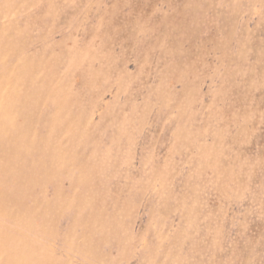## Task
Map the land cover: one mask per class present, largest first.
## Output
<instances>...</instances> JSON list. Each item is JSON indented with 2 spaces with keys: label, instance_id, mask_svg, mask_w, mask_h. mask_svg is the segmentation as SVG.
Masks as SVG:
<instances>
[{
  "label": "rangeland",
  "instance_id": "obj_1",
  "mask_svg": "<svg viewBox=\"0 0 264 264\" xmlns=\"http://www.w3.org/2000/svg\"><path fill=\"white\" fill-rule=\"evenodd\" d=\"M0 264H264V0H0Z\"/></svg>",
  "mask_w": 264,
  "mask_h": 264
}]
</instances>
